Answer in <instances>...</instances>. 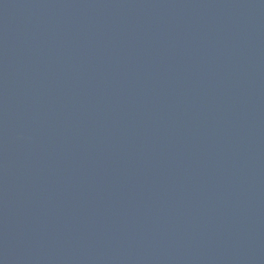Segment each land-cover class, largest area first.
Segmentation results:
<instances>
[{
    "label": "water",
    "instance_id": "water-1",
    "mask_svg": "<svg viewBox=\"0 0 264 264\" xmlns=\"http://www.w3.org/2000/svg\"><path fill=\"white\" fill-rule=\"evenodd\" d=\"M0 264H264V0H0Z\"/></svg>",
    "mask_w": 264,
    "mask_h": 264
}]
</instances>
